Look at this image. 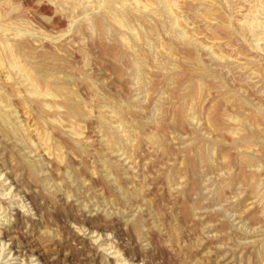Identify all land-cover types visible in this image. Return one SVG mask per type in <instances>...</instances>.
<instances>
[{
	"label": "rangeland",
	"instance_id": "rangeland-1",
	"mask_svg": "<svg viewBox=\"0 0 264 264\" xmlns=\"http://www.w3.org/2000/svg\"><path fill=\"white\" fill-rule=\"evenodd\" d=\"M2 1L1 11L12 14L17 25L45 30L56 38H77L79 52L68 43L60 47L50 42L41 50L36 42L25 45L36 66L31 72L42 89L44 78L52 74L66 80L59 86L68 93L71 106L65 104L63 118L71 111L83 116L79 126L85 134L72 136L69 118L61 126L51 122L55 113L41 110V103L28 94L23 96L25 88L16 81L13 90L9 87L14 98L7 103L19 109L15 122L23 120L29 129L18 137L0 122V172L6 169L20 186L11 191L9 180L0 177V230L15 223V230L29 235L26 239L38 244L51 264H115L120 252H112L120 249L131 258L160 264H264V0H172L179 28L173 32L167 13L149 12L158 7V0H140L139 8L134 5L137 10L126 16L129 30L93 14L92 26L83 19L70 34V16L83 18L82 7L76 11L68 3L56 8L55 0ZM253 19L261 20V29L244 26ZM145 29L147 37L142 35ZM179 32L193 42L180 40ZM137 58L140 73L133 63ZM0 70L4 80L8 72ZM20 88L23 99L18 97ZM118 107L122 110L117 115L112 108ZM119 116L127 123H120ZM152 135L164 136L163 142L157 143ZM44 157L50 169L35 172L42 171L39 161ZM140 190L141 197L135 199ZM18 191L28 192L31 200ZM139 204L148 210L132 220L149 226L156 219L148 223L143 218L155 209L161 228L172 231L178 241L163 236L162 229L143 227L137 234L130 227L122 232ZM16 208L26 218H18ZM150 235L153 238L144 241ZM120 237L126 238L125 246H120ZM110 244L116 248L108 250ZM0 264L22 263L0 244Z\"/></svg>",
	"mask_w": 264,
	"mask_h": 264
},
{
	"label": "bare ground",
	"instance_id": "bare-ground-1",
	"mask_svg": "<svg viewBox=\"0 0 264 264\" xmlns=\"http://www.w3.org/2000/svg\"><path fill=\"white\" fill-rule=\"evenodd\" d=\"M9 1V0H8ZM91 1V0H90ZM90 1L89 0H55L54 1V4H55V6H56V8H61V9H63V4H68V3H71L72 4V7H73V9L74 10H76V9H78L79 7H82L83 8V13H84V17L83 18H81V17H77L75 14L74 15H71L70 16V23H68L69 24V29H68V31L66 32V33H68V34H70V33H72L71 31L76 27V26H78V25H80L81 23H82V21H83V19H86L89 23H90V25L92 26V15L93 14H95L96 16H98L99 18H101V19H103V21L104 22H107V20H111L115 25L117 24L118 26H120V27H122V28H127L128 30L129 29H131V27H130V24H129V21L130 20H127V18L128 17H126L127 15H132V13L135 11V10H137V8L136 7H138V6H140L141 5V2H140V0H94V2L92 3V4H90ZM2 0H0V5L2 4ZM5 2V1H4ZM129 2H132V3H129ZM158 7H156V8H152L149 12L151 13V14H153V13H164V15H166V13L169 15V17H171V21L173 20V23L170 25L171 27H172V32L173 31H175V29H176V27L178 26V21L173 17L174 15V10L172 9L173 8V5H174V3L172 2V0H158ZM8 3V2H7ZM14 3H15V1H14ZM144 3V2H143ZM221 3V2H220ZM13 4V3H12ZM53 4V5H54ZM222 4V3H221ZM14 5V4H13ZM18 5V4H17ZM52 5V6H53ZM118 5H121L120 6V8H118ZM134 5H136V7L134 6ZM148 5V4H147ZM212 5V4H211ZM219 5V4H218ZM260 5H261V3H260ZM4 6V5H3ZM263 6V5H262ZM262 6H261V10H262ZM146 8H149V7H147V6H145ZM212 7V6H211ZM139 8V7H138ZM264 8V7H263ZM44 9V8H43ZM49 9V11H50V8H48ZM55 9V8H54ZM14 10V9H13ZM46 10V9H45ZM141 10V9H140ZM255 10V9H254ZM5 11V10H4ZM7 11H9V9L7 10ZM11 11V10H10ZM77 11V10H76ZM234 11V10H233ZM6 12V11H5ZM29 12V11H28ZM41 12V11H40ZM142 12H144V11H142ZM146 12V11H145ZM173 12V13H172ZM263 12V11H262ZM7 13V12H6ZM49 13V12H48ZM53 13V12H52ZM51 13V14H52ZM55 13H57V12H55ZM60 13V12H59ZM82 13V14H83ZM15 14V13H14ZM27 14V13H26ZM54 14V13H53ZM141 14V13H140ZM139 14V15H140ZM144 14V13H143ZM148 14V13H147ZM182 14V13H181ZM11 15L12 14H3V12L1 11V9H0V69L1 68H4L5 70H7V75H6V77H5V79L3 80V78L1 77L2 75H1V73H0V122L2 123V125L4 124L5 125V127L7 128V130H9L10 132H12L13 134H15V135H17L18 137L19 136H22V134L20 133V132H27L28 131V127L26 126V124H24L23 123V120H19V122H15V119H18V118H16V117H19V114H18V111H19V109H18V111H16V108L15 107H12L13 105L12 104H10V103H7L8 102V100H10V99H13V98H11L13 95H12V91L11 90H13V83L16 81L18 84H19V86L21 87V86H23L24 88H25V95H23V96H26V94H28L29 95V97L31 96L32 98H35V99H37L38 100V102H40L41 103V105H40V109L41 110H46V109H48L49 111H51L52 113H55V115H54V117L52 116V118L50 117L49 118V120L51 119V122H53V123H56V124H58V125H62L64 122H65V118H63V116L65 115V113H64V109H67L66 107L67 106H65V104L67 103V101H68V99H67V97H66V95L68 94V93H66V92H64V90H63V86H59V82L61 81V80H59L58 78H56V76L55 77H53L54 76V74H52L51 75V77H49V76H47V77H45L44 78V80H45V88L44 89H42L41 88V86H40V83L38 82V80H37V76L35 77V76H33V72H31V71H35V70H33V68H35L34 67V65H33V61H32V59H33V57L31 56V54H30V52H28V51H26L27 49H26V45L25 44H29L30 45V42H32L31 43V45H33V42H36V43H38L39 44V47L38 48H40V50H41V48H45L46 47V45L49 43L50 44V42L52 43V45H53V43L54 44H58L59 46L60 45H65V44H69V46H71V48H73L74 49V51H75V49H76V45H78L77 44V38L75 39V37H74V39H72V37H70L68 34V40H67V38L66 39H62V36H61V38L60 37H58V38H56V37H54V36H52L51 34L50 35H48V34H46L44 31L45 30H43L42 32H40V31H36V30H34V29H30V28H28L27 27V25H26V23H25V25H26V27L25 26H20V24L19 25H17L18 23H16L15 24V20L13 21V17H11ZM32 15V14H31ZM42 15V14H41ZM56 15V14H55ZM211 15V14H210ZM252 15V14H251ZM17 16H21V15H17ZM146 16V15H145ZM147 16H149V15H147ZM146 16V17H147ZM250 16V15H249ZM6 17H8V18H6ZM22 17H23V15H22ZM36 17V16H35ZM247 17V16H246ZM258 17V16H257ZM24 18V17H23ZM37 18V17H36ZM35 18V19H36ZM50 18V17H49ZM52 18V17H51ZM132 18V17H131ZM148 18V17H147ZM177 18H178V16H177ZM248 18V17H247ZM255 18V17H254ZM98 19V18H97ZM240 20V19H239ZM96 21V20H95ZM134 21V20H133ZM143 21V20H142ZM147 21H148V19H147ZM261 22V20H256V19H253L252 21H249L248 23H247V26L246 25H244V24H242V25H244L245 27H248L249 28V30L250 31H255L256 29H261L262 28V26H263V24H261L260 22ZM18 22V21H17ZM36 22V21H35ZM69 22V21H68ZM241 22V21H240ZM246 22V21H245ZM21 24H22V22H21ZM31 24H32V22H31ZM30 24V25H31ZM134 24V23H133ZM138 24V23H137ZM38 25V24H37ZM37 25H35V26H37ZM82 25V24H81ZM108 25V30L109 29H111L112 28V26L110 25L109 26V24H107ZM146 25V24H145ZM241 25V26H242ZM133 26V25H132ZM243 26V27H244ZM80 27V26H79ZM139 27V26H138ZM145 27V26H144ZM34 28V27H33ZM38 28V27H37ZM101 30H102V28L101 27H99ZM135 28V27H134ZM146 28V27H145ZM149 28V27H148ZM178 28V27H177ZM264 28V27H263ZM39 29V28H38ZM42 29H44V28H42ZM89 29V28H88ZM179 29V28H178ZM177 29V30H178ZM240 29V28H239ZM41 30V29H40ZM95 30V29H94ZM93 30V31H94ZM98 30V29H97ZM101 30H99V31H101ZM128 30H127V32H128ZM149 30V29H148ZM245 30V29H244ZM82 31V30H81ZM96 31V30H95ZM123 31V30H122ZM178 31H181V30H178ZM178 31H176V32H178ZM258 32H259V30H257ZM256 31V32H257ZM57 32V31H56ZM103 32V31H102ZM102 32H101V34H102ZM108 32V31H107ZM171 32V31H170ZM193 32V31H192ZM239 32V31H238ZM242 32V31H241ZM60 33V32H59ZM66 33H64V34H66ZM78 33H79V31H78ZM135 33V32H134ZM142 35H145L146 37H147V35H148V32L146 31V29L144 30V31H142ZM185 33V32H184ZM182 34V33H177V35H179L178 37H180L181 39L180 40H182V41H185V42H188V43H192L193 42V40L191 39V37L189 38L187 35H185V34ZM245 33V32H244ZM264 32H262V34H263ZM58 34V33H57ZM56 34V35H57ZM81 34V33H80ZM83 34V33H82ZM104 34V33H103ZM242 34V33H241ZM252 34H253V32H252ZM251 34V35H252ZM107 35V34H106ZM141 35V34H140ZM171 35V34H170ZM245 35V34H244ZM243 35V36H244ZM66 36V35H65ZM132 36V35H131ZM138 36V35H137ZM173 36V35H172ZM208 36V35H207ZM258 36V35H257ZM25 37H28V39H26ZM67 37V36H66ZM70 37V38H69ZM134 37H136V36H134ZM141 37V36H140ZM140 37H139V39H140ZM144 37V36H143ZM149 37H151V36H149ZM174 37V36H173ZM177 37V36H176ZM252 37H254L255 38V36H252ZM123 38V37H122ZM133 38V37H132ZM131 38V39H132ZM142 39V38H141ZM144 39H146V38H144ZM150 39V38H149ZM194 39V38H193ZM67 40V41H66ZM147 40V39H146ZM255 40V39H254ZM261 40V38H257L256 39V42H259ZM142 41V40H141ZM262 41H264V40H262ZM129 42V41H128ZM131 42V41H130ZM137 42V41H136ZM261 42V41H260ZM81 43V42H80ZM127 43V42H126ZM139 43V42H138ZM255 43V42H254ZM48 44V45H49ZM136 44V43H135ZM255 44H257L258 45V43H255ZM57 45V46H58ZM81 45H83V44H81ZM130 45H131V43H130ZM133 45V44H132ZM137 45V44H136ZM194 45V44H193ZM54 46V45H53ZM58 46V47H59ZM30 47V46H29ZM50 47V46H49ZM61 47V46H60ZM67 47V46H66ZM78 48H81V47H79V46H77ZM128 47H130V46H128ZM135 48H133L132 46L130 47V48H132V49H136V46H134ZM196 47V46H195ZM63 48V47H62ZM129 48V49H130ZM211 48V47H210ZM253 49H254V47H252ZM259 48V47H258ZM49 49V48H48ZM51 49V48H50ZM82 49V48H81ZM256 49V48H255ZM254 49V50H255ZM52 50V49H51ZM58 50H59V48H58ZM64 50H65V47H64ZM78 52H79V50L78 49H76ZM257 50V49H256ZM35 51H37V50H35ZM49 51V50H48ZM53 51V50H52ZM55 51V50H54ZM60 51H62V50H60ZM258 51V50H257ZM83 52H85V51H83ZM263 52V51H262ZM58 53H60V52H58ZM62 53H63V51H62ZM87 53V52H86ZM86 53H84V54H86ZM70 54V53H69ZM80 54V53H79ZM34 55V54H33ZM65 55V54H64ZM88 55V54H87ZM85 56V55H84ZM213 56V55H212ZM87 58H88V56H86ZM215 57V56H214ZM142 59V58H141ZM54 60V59H53ZM57 60V59H56ZM143 60V59H142ZM239 60V59H238ZM39 62H41V61H39ZM134 66L136 67V70H137V73L139 72H142V70H140V68H141V61L137 58L136 60H134ZM142 63H143V61H142ZM36 64H38V63H36ZM46 64V63H45ZM43 66H45V65H43ZM90 66V65H89ZM38 67H41V66H38ZM37 67V68H38ZM236 67V66H235ZM134 68V67H133ZM42 69H45V68H42ZM70 69V68H69ZM141 69H143V68H141ZM40 70H41V68H40ZM48 70V69H47ZM43 71V70H42ZM56 71V70H55ZM0 72H1V70H0ZM37 72V71H36ZM36 72H35V74L34 75H36ZM48 72H49V70H48ZM51 72H53V71H51ZM57 72V71H56ZM71 72H72V70H71ZM41 73V72H40ZM42 74V73H41ZM47 74V73H46ZM86 74V73H85ZM4 75V76H5ZM40 74H38V77H40L39 76ZM48 75V74H47ZM49 75H50V73H49ZM61 74H58V76H60ZM70 75H72V74H70ZM244 75V74H243ZM63 76V75H62ZM68 76V75H67ZM73 77H76V76H73ZM85 77H87V76H85ZM62 78V77H61ZM91 78V77H90ZM247 78V77H246ZM69 78H67V80H68ZM64 81H66L65 79H64ZM63 81V79H62V81L61 82H64ZM74 82L76 81L75 79L73 80ZM73 81H71L72 83H73ZM88 81H89V79H88ZM90 81L92 82V78L90 79ZM8 82H10L11 84H9ZM70 82V81H69ZM16 83V84H17ZM65 83H67V82H65ZM64 83V84H65ZM96 83V82H95ZM13 84V85H12ZM42 85V84H41ZM76 85V84H75ZM74 85V86H75ZM91 85H95V84H91ZM11 86V87H10ZM97 86V85H96ZM9 87H10V89H9ZM76 87V86H75ZM68 88V87H67ZM70 88V87H69ZM91 88V87H90ZM97 88V87H96ZM261 88V87H260ZM21 89L22 88H20L19 89V98H22L23 96H20V93L22 92L21 91ZM75 89V91L78 89H76V88H74ZM67 90V89H66ZM90 90V89H89ZM99 90V89H98ZM11 91V92H10ZM93 90H91V92H92ZM143 91V90H142ZM17 92V93H18ZM78 92V91H77ZM98 91H95V93H97ZM22 94V93H21ZM69 94L70 95H72V93H70L69 92ZM80 94V93H79ZM101 95H102V93H101ZM68 96V95H67ZM77 97H78V99H79V95H76ZM106 97V96H105ZM18 98V99H19ZM68 98H70V97H68ZM75 97H73V99H74ZM109 98V97H108ZM138 98V97H137ZM23 99V98H22ZM21 99V100H22ZM34 99V100H35ZM71 99V98H70ZM82 99V98H81ZM100 99V98H99ZM102 99V98H101ZM107 99V98H106ZM15 100V99H14ZM108 100V99H107ZM26 101H27V104H29L30 103V101L29 100H27L26 99ZM29 101V102H28ZM80 101H82V100H80ZM32 103L34 102V101H31ZM36 103H37V101H35ZM77 102V101H76ZM83 102V101H82ZM112 102V101H111ZM31 103V108H33V106H35L34 104H32ZM107 101H106V105H107ZM67 104H69V103H67ZM73 104V103H72ZM81 104H83V103H81ZM80 104V105H81ZM33 105V106H32ZM70 105V104H69ZM75 105V104H74ZM89 105V104H88ZM113 105V104H112ZM257 105V104H256ZM71 106V105H70ZM77 106V105H76ZM85 106V105H84ZM111 106V105H110ZM29 107V106H28ZM29 107V108H30ZM73 107V106H72ZM107 107V106H106ZM123 107V106H122ZM125 107V106H124ZM28 108V109H29ZM38 108V107H37ZM81 108V107H80ZM79 108V109H80ZM262 108V107H261ZM34 109V108H33ZM36 109V108H35ZM40 109H37L38 111L40 110ZM69 109V108H68ZM71 109L72 110H74V108H70V111H71ZM107 109V108H106ZM259 109V108H258ZM27 110V109H26ZM76 111H78V109H75ZM74 110V111H75ZM108 110H109V108H108ZM112 110H113V112L114 113H116L117 115H118V112L120 111V110H122V109H120V107H118V108H112ZM31 111V110H30ZM35 111V110H34ZM49 111H48V113H49ZM67 111V110H66ZM65 111V112H66ZM29 112V111H28ZM43 112V111H42ZM81 112V111H80ZM80 112H78L79 114H80ZM84 112V111H83ZM39 113H41V112H39ZM44 113V112H43ZM46 113V112H45ZM125 113V112H124ZM264 113V112H263ZM67 115H68V117L67 118H69L70 119V124H71V126H72V128H71V135L72 136H74V137H82V135H83V133L84 132H81L80 131V129L82 128V126H81V128H80V126H79V124H81L82 125V122H80L79 123V118H82V117H79L78 118V116L76 115L77 114V112H76V114L73 112V111H71V112H67L66 113ZM84 114V113H83ZM115 114V115H116ZM26 115V114H25ZM30 115H32V112L30 113ZM35 115H37V114H35ZM85 115H86V113H85ZM124 114L122 113V116H123ZM21 116V115H20ZM27 116V115H26ZM66 116V115H65ZM88 116H90V115H88ZM122 116H119V121H121L120 123H122V124H126L127 123V121L122 117ZM154 116V115H153ZM38 117V116H37ZM44 117V116H43ZM46 117V116H45ZM56 117V118H55ZM115 117H117V116H115ZM125 117V116H124ZM231 117V116H230ZM20 118V117H19ZM48 118V117H47ZM66 118V119H67ZM126 118V117H125ZM137 118V117H136ZM191 118V117H190ZM263 118V117H262ZM117 119V118H116ZM264 119V118H263ZM39 120V119H38ZM68 120V119H67ZM67 120H66V122H67ZM154 120V119H153ZM42 120H40V122H41ZM39 122V123H40ZM46 122V121H45ZM109 122V121H108ZM129 122V121H128ZM194 122V121H193ZM0 123V124H1ZM104 123V122H103ZM111 123V122H110ZM47 124H48V122H47ZM68 124V123H67ZM40 125H41V123H40ZM44 125V124H43ZM50 125V124H49ZM49 125H48V127H49ZM66 125V124H65ZM65 125H63V126H65ZM69 125V124H68ZM108 125V124H107ZM45 126V125H44ZM70 126V125H69ZM86 126V125H85ZM121 126V125H120ZM37 127V126H36ZM46 127V126H45ZM47 127V128H48ZM56 127V126H55ZM66 128L68 127V126H65ZM129 127H131V126H129ZM41 128H42V126H41ZM61 128V127H60ZM132 128V127H131ZM254 128V127H253ZM43 129V128H42ZM49 129V128H48ZM51 129V128H50ZM53 130H54V127L52 128ZM55 129H57V128H55ZM39 130H41V129H38L37 131H39ZM61 130H63V129H61ZM69 130V129H68ZM83 130V129H82ZM133 130V129H132ZM52 130H50V132H51ZM57 131V130H56ZM55 131V132H56ZM69 131V132H70ZM131 131V130H130ZM252 131V130H251ZM254 131V130H253ZM44 132H45V129H44ZM54 132V133H55ZM113 132V131H112ZM47 133H49V132H47ZM66 133V132H65ZM124 133H125V131H124ZM37 134H41V131H39ZM46 134V133H45ZM53 133H49V135H52ZM85 134V133H84ZM47 135V134H46ZM56 136H57V134H55ZM54 134H53V136H55ZM126 135V134H125ZM127 135H129V134H127ZM64 136V135H63ZM66 136V135H65ZM130 136V135H129ZM153 136V139H155V141L157 142V143H161V142H163V138H164V136H160V135H152ZM248 136H251V135H247V137ZM35 137V136H34ZM62 137V136H61ZM68 137V136H67ZM83 137H85V136H83ZM40 138V140L43 138V133H42V138L41 137H39ZM46 138V137H45ZM44 138V139H45ZM56 139H57V137H55ZM54 138V139H55ZM62 138H64V137H62ZM241 138H246V137H240V139ZM250 137H248L247 139H249ZM255 138V137H254ZM21 139V138H20ZM24 139H25V137H24ZM26 139H27V137H26ZM47 139V138H46ZM51 139H53L52 137H51ZM60 139V138H59ZM70 139V138H69ZM78 139V138H77ZM84 139V138H83ZM193 139V138H192ZM239 139V140H240ZM253 139V138H252ZM255 139H258V137L256 136V138ZM28 140V139H27ZM242 140V139H241ZM29 141V140H28ZM31 141H32V138H31ZM53 141V140H52ZM81 141V140H80ZM244 141V140H243ZM249 141V140H248ZM25 142V141H24ZM33 142L35 143V141L33 140ZM32 142V143H33ZM43 142V141H42ZM245 142V141H244ZM247 142V141H246ZM52 143V142H51ZM50 143V144H51ZM55 143V142H54ZM82 143V142H81ZM49 144V143H48ZM49 144V145H50ZM56 144V143H55ZM58 144V143H57ZM56 144V145H57ZM73 144H74V142H73ZM72 144V145H73ZM34 145V144H33ZM40 145V144H39ZM38 146V145H37ZM54 146V145H53ZM74 146V145H73ZM106 146V145H105ZM38 147H40V146H38ZM55 147V146H54ZM74 147H76V146H74ZM82 147V146H81ZM41 148V147H40ZM57 148V147H56ZM59 148H61V147H59ZM108 148V147H107ZM46 149V148H45ZM44 149V150H45ZM70 149V148H69ZM72 149H73V147H72ZM39 150V149H38ZM62 150V149H61ZM74 150V149H73ZM58 151V150H57ZM135 151V150H134ZM46 152H47V150H46ZM52 152H54V151H52ZM59 152V151H58ZM137 152V151H136ZM50 153V152H49ZM55 153V152H54ZM133 153V152H132ZM249 153V152H248ZM30 154V153H29ZM41 154V153H40ZM48 154V153H47ZM51 154V153H50ZM56 154H57V152H56ZM59 155H60V153H58ZM250 154V153H249ZM45 155V154H44ZM59 155H57L58 156V158H60L59 157ZM48 156H49V154H48ZM47 156V157H48ZM56 156V155H55ZM56 156V157H57ZM62 156H63V159L65 158L64 157V155L62 154ZM132 156V155H131ZM50 157V156H49ZM124 157V156H123ZM58 158H57V160H58ZM127 158V157H126ZM131 158V157H130ZM129 157L127 158V159H130ZM51 159V158H50ZM127 159H125V160H127ZM49 159L48 158H43L41 161H39V162H42V165H41V167H43V169H42V171H41V169H38V168H36V170H35V172H40V173H45V170H47V168H49V166L50 165H48V161ZM61 160H62V158H61ZM126 162V161H125ZM64 163V162H63ZM130 163V162H129ZM133 163V162H132ZM134 163H135V161H134ZM180 163V162H179ZM227 163V162H226ZM2 162H0V167L2 166ZM131 164V163H130ZM47 165V167H45ZM131 165H133L134 166V164H131ZM131 165H129V166H131ZM35 166V165H34ZM128 166V167H129ZM45 167V168H44ZM135 167V166H134ZM175 167H177V166H175ZM50 169V168H49ZM131 169V168H130ZM2 172H0V177L1 176H5V179L6 180H9V183L12 185V187H11V191L14 189H16L17 190V187H20L18 184H17V181L15 180V178H13L12 177V175H11V173L10 172H8L6 169H3V170H1ZM67 171V170H66ZM46 173H51V171H48V172H46ZM111 173V172H110ZM109 172H108V174L107 175H109L110 174ZM87 174V173H86ZM157 174V173H156ZM47 175V174H46ZM105 175V174H104ZM53 176V175H52ZM37 177V176H36ZM83 178V177H82ZM113 178V177H112ZM116 178V177H115ZM206 179V178H205ZM50 180V179H49ZM48 180V181H49ZM118 180V179H117ZM116 180V181H117ZM142 180V179H141ZM146 181V180H145ZM151 181V180H150ZM119 184V183H118ZM71 185V184H70ZM97 185V184H96ZM178 186V185H177ZM208 186V185H207ZM59 187V186H58ZM57 187V188H58ZM240 188V187H239ZM53 189V188H52ZM174 189V188H173ZM177 189V188H176ZM242 189V188H241ZM22 190H26V189H22ZM88 190V189H87ZM175 190V189H174ZM10 191V192H11ZM21 191V190H20ZM20 191H18V192H16V193H18V194H24V196H26V198H28V200L30 201L31 200V197H30V195H29V193L28 192H20ZM177 191V190H176ZM261 191V190H260ZM37 192V191H36ZM33 193V192H32ZM132 194H133V192H132ZM142 194V191L140 190V192H137V197H135V199H139V197H141V196H139V195H141ZM2 195L4 196H6V195H8V193H6V194H4V193H2ZM1 196V195H0ZM125 197V196H124ZM144 197V196H143ZM142 197V198H143ZM150 198V197H149ZM261 198H264V197H261ZM19 200H21V199H19ZM25 200H27V199H25ZM149 200V199H148ZM22 201V200H21ZM32 201H34V200H32ZM31 201V202H32ZM75 201V200H74ZM16 202V201H15ZM145 203V202H144ZM55 205V204H54ZM85 205V204H84ZM102 205V204H101ZM146 205V204H145ZM19 206V205H18ZM32 206H33V209L32 210H34L35 211V213L37 214V211H39V210H37V207H35V205H33V203H32ZM133 206H134V204H133ZM132 206V207H133ZM143 206H144V204H143ZM142 206V204H139V205H137V207L136 208H134V211L133 212H135V213H133V215L131 216V219L129 220V218H128V222L126 223V225H125V227L124 228H122V232H126V230L128 229H130V227H131V229L135 232V233H137V234H140L142 231H143V227L144 228H146V230H155V229H158V230H160V229H162L161 228V226H162V222L157 218V216L156 215H158V213L157 212H155V213H153V211L155 210H153V211H149V212H147L146 214H145V216H144V218H143V220H146V221H144V222H148V223H150V218H151V220L152 219H156V220H154V222L152 223L151 222V224H148L149 226H145L144 224H140L141 223V221L142 220H140V219H137L138 220V222L136 221V220H132V219H136V217L137 216H139V214H144L145 212V210L147 211L148 210V208L146 209H144V207ZM14 207V206H13ZM106 208V207H105ZM153 208V207H152ZM209 208V207H208ZM14 210H16V212L14 213L18 218H21V217H24V218H26L25 216H23V214L21 213V211H20V209H18V208H16V209H14ZM122 210V209H121ZM124 211H126V210H124ZM88 212V211H87ZM241 212V211H240ZM153 213V214H152ZM238 213V212H237ZM27 214V213H26ZM135 214V215H134ZM261 214V213H260ZM8 215V214H7ZM160 215V214H159ZM143 217V216H142ZM225 218V217H224ZM7 219V218H6ZM17 219V218H16ZM124 219V218H123ZM3 220V219H2ZM169 220V219H168ZM237 220V219H236ZM8 221H9V219H8ZM31 221V220H30ZM134 221H136V222H134ZM176 221V220H175ZM17 222V221H16ZM29 222V221H28ZM36 222V221H35ZM239 222V221H238ZM241 222V221H240ZM33 223H34V221H33ZM242 224V223H241ZM243 224H245V223H243ZM248 225V224H247ZM30 226V225H29ZM29 226H28V228H29ZM192 226V225H191ZM241 226V225H240ZM93 226H91V228H89L90 230L92 229V231H93V233H97L98 232V230L97 229H94V228H92ZM105 227V226H104ZM147 227H149V228H147ZM163 227V226H162ZM176 227V226H175ZM184 227V226H183ZM244 227V226H243ZM248 227V226H247ZM15 223H8V224H6L1 230H0V238H2V240L0 241V244H2V249H4L5 247H7V249L9 250V254L11 255V258L13 259H19V260H21V263L22 264H27L28 262L26 261V260H28V259H31V261H33V262H35V264H51V263H49V262H51V261H49V258L46 256V254L44 253V250H41V248H40V246L38 245V244H36V245H34V244H32L30 241H28L27 239V237H29V235H27V234H25V235H27V237H25L24 236V234H21V233H18L16 230H15ZM242 228V227H241ZM245 229H246V227H244ZM252 228V227H251ZM32 229V228H31ZM243 229V228H242ZM244 229V230H245ZM248 229H249V227H248ZM76 230V229H75ZM162 230H164L165 232H164V235L163 236H165L166 238H168V239H172V240H174V241H176L177 240V236H175V234L171 231H166V229H162ZM204 230V229H203ZM247 230V229H246ZM252 230V229H251ZM18 231H20V230H18ZM249 231H250V229H249ZM108 232V231H107ZM131 232V231H130ZM102 233V232H101ZM101 233H98V236L101 234ZM111 233H113V232H111ZM41 234V233H40ZM103 234V233H102ZM114 234V233H113ZM126 234V233H125ZM134 234V233H133ZM111 235V234H110ZM143 235V234H142ZM147 235H149V234H147ZM210 235V234H209ZM97 236V237H98ZM103 236V235H102ZM101 236V237H102ZM121 236V235H120ZM127 236V235H126ZM145 236V235H144ZM31 237V236H30ZM95 237V236H94ZM184 237V236H183ZM27 238V239H26ZM121 238V237H120ZM151 238H153V237H151V235L150 236H148L147 237V239L146 240H144V241H148V239H149V241L151 240ZM198 239V238H197ZM31 240V239H30ZM119 240V239H118ZM124 240H126V238H121L120 239V246H125V244L126 243H123L124 242ZM69 241V240H68ZM178 241V240H177ZM198 241V240H197ZM203 241V240H202ZM33 242V241H32ZM143 242V241H142ZM195 242V241H194ZM200 242V241H199ZM244 242V241H243ZM196 244V243H195ZM39 247H38V246ZM88 245V244H87ZM90 245V244H89ZM111 245V247L108 249V250H110V249H113V248H116V246L114 245L113 246V244H110ZM117 245V244H116ZM191 245V244H190ZM192 246V245H191ZM118 247V246H117ZM105 248V247H104ZM107 248V247H106ZM105 248V249H106ZM133 248V247H132ZM151 248V247H150ZM194 248V247H193ZM82 250V249H81ZM118 252H120V255L117 257V259H116V261H115V264H160V263H154V262H152V261H149V260H146V259H144V258H138V259H134V258H131L128 254L126 255V254H124L122 251H121V249H120V251L119 250H117L116 252L115 251H113L112 253H118ZM2 253H4L3 251H2ZM111 253V254H112ZM184 253V252H183ZM207 253V252H206ZM94 254V253H93ZM55 256V255H54ZM112 256V255H111ZM50 257V256H49ZM116 257V256H115ZM54 258H52V260H53ZM57 259V258H56ZM105 259V258H104ZM55 261V260H54ZM57 261V260H56ZM90 262V261H89ZM54 263V262H53ZM58 263H59V261H58ZM191 263V262H190ZM80 264H82V263H80ZM84 264V263H83ZM113 264V263H112Z\"/></svg>",
	"mask_w": 264,
	"mask_h": 264
}]
</instances>
